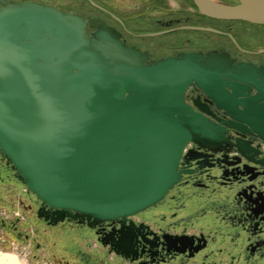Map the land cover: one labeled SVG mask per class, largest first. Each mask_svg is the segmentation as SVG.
<instances>
[{"label":"water","instance_id":"water-1","mask_svg":"<svg viewBox=\"0 0 264 264\" xmlns=\"http://www.w3.org/2000/svg\"><path fill=\"white\" fill-rule=\"evenodd\" d=\"M191 1L211 20L264 25V0ZM115 33L48 5L0 8V153L54 219L139 213L178 183L190 143L212 152L224 145L211 112L184 102L192 86L234 118L235 130L259 141H234L233 150L246 160L264 153V64L226 51L149 64Z\"/></svg>","mask_w":264,"mask_h":264},{"label":"flooded vegetation","instance_id":"flooded-vegetation-1","mask_svg":"<svg viewBox=\"0 0 264 264\" xmlns=\"http://www.w3.org/2000/svg\"><path fill=\"white\" fill-rule=\"evenodd\" d=\"M2 1L5 4L0 3V8L6 3H34ZM94 4L92 7L114 23L98 16L85 18L69 14L104 22L119 35L123 45L145 54V63L153 64L180 54L226 51L182 49L160 55L159 51L163 50L160 46L157 48L153 40L176 31L203 27H188L189 16L170 18L168 14L155 21L148 19L141 27L144 31H137ZM94 32L96 30L90 27L86 29L89 38ZM236 43L239 47L232 42L244 54L264 55L258 54L264 49L250 51L243 49L237 40ZM230 55L238 61L255 63ZM184 102L192 107L199 103L211 112V120L222 130L224 145L215 146L212 152L190 143L178 166L181 178L161 201L139 213L116 219L98 221L76 213L54 219V209L42 205L41 201H37L36 207L35 202L26 203L19 197L17 185L0 177V200L4 201V204L0 202V208L6 206L3 208L6 212L18 215L23 208L32 213L36 221L33 225L35 238H31L30 232L20 230L21 226L30 225L26 223L28 220L20 222L17 216L14 221L0 219V226L16 233L18 238L33 239L35 251L45 247L42 246L45 240H52L51 254L47 249L44 253L53 258V264H264V167L253 163L263 162L264 153L258 159L247 157L253 161L250 162L232 149L234 141L253 145L259 141L235 130L232 127L236 125L234 118L219 109L197 87L186 91ZM1 158L18 179L12 165L4 156ZM22 191L30 192L27 187ZM9 194H18V197L11 203ZM55 232L57 235L53 237Z\"/></svg>","mask_w":264,"mask_h":264},{"label":"rangeland","instance_id":"rangeland-1","mask_svg":"<svg viewBox=\"0 0 264 264\" xmlns=\"http://www.w3.org/2000/svg\"><path fill=\"white\" fill-rule=\"evenodd\" d=\"M15 1V0H13ZM17 1H29L34 3H39L43 5H48L59 9L62 12L74 13L85 18L90 17H100L107 20L109 23H114V20L107 18L102 12L96 10L89 3L88 0H17ZM103 8L110 11L121 21L126 22L129 27L135 28L137 31H144L143 27L149 21H155V18H162L171 16L175 17H186L189 16L190 23L188 27L191 26H201L205 28H211L218 30L223 33H229L233 35L238 41L239 45L246 50L257 51L264 49V26L248 25L243 23L234 24H224L215 21L204 20L200 17L201 14L194 10L190 0H91ZM219 3L226 5H235V0H215ZM153 38V37H152ZM156 47H161L159 51L160 55H167L173 51H178L182 49L189 50H226L232 55L240 58L241 60L253 61L255 63H264V55L253 56L247 55L240 52L233 44L230 38L226 35H221L213 32H208L204 30L186 29L176 31L174 34H169L159 39L153 40ZM162 44V45H160ZM239 47L238 45H236ZM1 154V153H0ZM0 177L2 179H8L10 182L15 183L19 187L20 195L19 197L23 199L26 203H34L35 207L38 205L37 201H40L32 192L24 193L22 190L25 189L26 185L20 180L16 179L13 175L11 168L5 165L3 159L0 155ZM2 195H4L2 193ZM1 196V194H0ZM8 200L11 203L14 199H17L18 194L7 195ZM4 198V197H3ZM0 202H4L1 198ZM6 203V202H5ZM4 204V203H2ZM0 208V219L14 221L15 216L21 219L20 222L27 221L28 225H23L20 227L22 232H30L31 238H35V233L33 234V225L35 220H33L34 215L29 213L23 208L20 215L13 214V212H6L3 208ZM20 207V206H19ZM22 209V208H21ZM25 223V222H24ZM57 232L52 235L55 237ZM10 234V235H9ZM49 234V233H48ZM33 236V237H32ZM51 235H48L50 237ZM51 237V238H53ZM0 254L6 253L24 260L26 264H53V258L51 256L45 255L44 249L48 250L51 254L54 246L52 245V240L46 241L45 246L38 251H35L33 246L35 242L29 239L18 238L16 233H11L7 229H3L0 226ZM60 260V259H59Z\"/></svg>","mask_w":264,"mask_h":264},{"label":"bare ground","instance_id":"bare-ground-1","mask_svg":"<svg viewBox=\"0 0 264 264\" xmlns=\"http://www.w3.org/2000/svg\"><path fill=\"white\" fill-rule=\"evenodd\" d=\"M0 264H26V263L24 262V260H21L19 257L6 254V253H3V254L1 253L0 254Z\"/></svg>","mask_w":264,"mask_h":264},{"label":"trees","instance_id":"trees-1","mask_svg":"<svg viewBox=\"0 0 264 264\" xmlns=\"http://www.w3.org/2000/svg\"><path fill=\"white\" fill-rule=\"evenodd\" d=\"M17 1V0H16ZM190 2L192 3V1L190 0ZM192 6L194 7V9H195V11H196V8H195V6H194V4L192 3ZM197 12V11H196ZM200 17L202 18V19H204V20H209V21H215V22H220V23H224V24H234V23H243V24H248V23H244V22H224V21H216V20H211V19H207L206 17H204V16H202V15H200ZM248 25H252V24H248ZM255 26H260V25H255ZM262 26H264V25H262ZM228 34L229 33H227V34H225L226 36H228ZM234 37V36H233ZM234 39H235V37H234Z\"/></svg>","mask_w":264,"mask_h":264},{"label":"built area","instance_id":"built-area-1","mask_svg":"<svg viewBox=\"0 0 264 264\" xmlns=\"http://www.w3.org/2000/svg\"><path fill=\"white\" fill-rule=\"evenodd\" d=\"M188 146H189V145H188ZM188 146L185 148L184 152H186V151H187V148H188Z\"/></svg>","mask_w":264,"mask_h":264},{"label":"crops","instance_id":"crops-1","mask_svg":"<svg viewBox=\"0 0 264 264\" xmlns=\"http://www.w3.org/2000/svg\"><path fill=\"white\" fill-rule=\"evenodd\" d=\"M18 197V196H17Z\"/></svg>","mask_w":264,"mask_h":264}]
</instances>
